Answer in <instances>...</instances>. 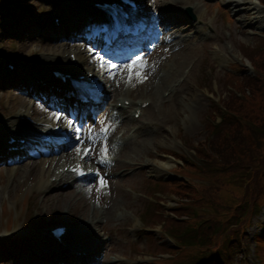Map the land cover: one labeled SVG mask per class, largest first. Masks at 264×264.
Returning <instances> with one entry per match:
<instances>
[{"label":"rangeland","instance_id":"rangeland-1","mask_svg":"<svg viewBox=\"0 0 264 264\" xmlns=\"http://www.w3.org/2000/svg\"><path fill=\"white\" fill-rule=\"evenodd\" d=\"M203 1H206V8L203 10V12L205 13L204 17L209 16L207 18V21L211 17V20L214 23L213 28H210V26L208 27V29L211 31L210 34L213 37L205 41V54L202 53L201 46L197 47V51H195V53H191L194 58H196L195 68L192 73L193 77L190 81V84L187 85L186 89H184L183 93L180 95L187 94L191 100L192 107L190 110H188V108H185V113H183L181 110L178 109L179 104H175L180 100H177L178 97H176L173 101L162 105L163 109L161 115H163V119L160 120L158 123L160 128H162V126L164 125H167L170 126L175 133L177 132V152L183 150L182 147L179 145V140H181L180 136H184L187 139V142L188 140L195 142L198 140L200 142L203 138L204 122L205 120H208L209 117L208 109L211 98V77H215L218 80L219 86L221 88V90H218L215 85L212 86V89L214 90L212 94L217 95L218 93H220L219 96L226 97L229 94L228 91L231 89V86L228 84L229 80L235 83V80L231 79L232 77L228 73L239 75L240 72H248L247 69L238 71L236 70V68H228L232 67L233 63L227 61L222 64L218 63L215 59V54L217 52L216 49L225 48L227 45H229V42L232 40L233 45H231L233 47V56L230 54L229 56L236 61L240 57H242L243 59H245V57L247 56L249 58L257 57L260 50V46H264V44L261 43L260 39L261 37H264V28L259 30L258 26H254L253 29H251L250 26L248 27L247 19L243 17L242 13L238 9L239 5L237 7H234V5H228L223 0H200V4H202ZM190 2L193 3V1ZM226 29H228V32L229 30L232 32L231 37L229 39L225 36ZM235 33L236 35L233 38V34ZM195 41V43L199 45L204 40ZM243 44L246 46V48L247 46H250L249 50L245 51L243 48ZM179 48L180 47L177 48V55L180 50ZM39 52L41 53L42 51L39 50ZM253 52H255V54H252ZM169 54L167 56H169ZM185 55H187L186 52L182 56ZM205 61L207 62L206 65H209L208 67L203 66V63ZM225 70H227L228 75L225 73ZM154 75L155 73L153 74V76ZM194 82L200 85L201 87L205 88L197 90L194 89ZM193 92H199L202 94H194ZM144 93L145 91H140L139 95L143 96L145 95ZM219 96H217L216 98H218ZM258 99L260 98L258 97ZM168 108L171 110H168ZM216 121L218 120L216 119ZM138 141L142 144V149L139 144L136 145L135 150L131 147L129 149V152L132 155L142 157L141 159L146 160L145 157H156V154L152 152L154 148L163 146L170 147V142L172 140L170 137H166L163 134H156V137L153 138L144 133L138 139ZM182 141L186 146H189V143H186L184 138H182ZM256 164H258V161H256ZM253 167L254 164L245 165L243 169H245L246 171L243 172V174L240 171L231 174L230 176L219 174L222 177L223 181V184L220 189L224 190L223 192L226 193L225 196L227 198L235 201V199H241L243 197V190L248 185L253 184V182H251ZM195 173L198 174V183L196 186L204 185L207 181V178L199 172L195 171ZM149 174L150 171L148 167H143L140 175L128 177L130 179H125L124 181L113 182L111 190L112 200L110 204V211L113 212L114 208H120L126 215H129L131 211L135 209H137L138 211V208L142 207L143 201L136 198H132L131 195L135 193H132L131 190L128 189L124 191L123 186L127 187L130 184L133 186L142 187L143 189H150V183L156 181L161 187H166V184L162 183V175L155 173L154 176H152L151 178L152 180H149L147 179V175ZM199 194L200 192H197L195 195L191 196V198L194 199L198 197ZM234 194H236V196H233ZM164 197H166V195H164ZM67 198L68 196H66V199ZM262 203H264V197L259 198L255 202L252 201V205H246L249 210L247 211L248 214L246 216L245 224L250 226L252 225L250 229L251 235L256 234L261 229V227L264 226V208L261 210ZM124 206H126V208H123ZM258 211H260L259 214L254 218L255 212ZM192 251H197L198 255L202 256V249H198L192 246ZM108 252L119 253L118 248L110 249ZM120 252L125 253L124 251ZM235 264H238V262H235Z\"/></svg>","mask_w":264,"mask_h":264},{"label":"trees","instance_id":"trees-1","mask_svg":"<svg viewBox=\"0 0 264 264\" xmlns=\"http://www.w3.org/2000/svg\"><path fill=\"white\" fill-rule=\"evenodd\" d=\"M260 54L261 59L256 68L257 75L243 76L242 78L244 85L250 89V93L243 90L241 97L230 93L224 103L226 110L228 109L229 112L222 114L219 107L215 110V113L223 117L222 121L224 118H228L234 123V127L229 137L225 136L228 134L227 131L220 128L221 132L219 136L213 141V145L210 146V148H212V153L209 156V160L221 163L223 167L231 163L235 164L237 167L254 164L251 178L253 184L245 188V193L241 199L244 205L247 204L245 196L248 190H251L253 194H259V190L264 191V51ZM258 97L260 99H258ZM208 125H211V123L209 122ZM218 132L219 129L216 131L215 135H217ZM234 140L243 142L246 151L239 155L231 151L230 154L236 156L228 157L224 149L233 146ZM256 161H258V164H256ZM216 190L217 188H214L213 194L203 193V201L196 202L193 200L191 205H189V209L186 213L188 218L181 219V221L177 223L178 228L181 229L180 235H182L183 239L190 231L196 228L198 229L201 226L199 220L206 214L205 212L209 208H217V206L221 204V197L216 193ZM217 209L219 210L221 207ZM234 216L235 204L229 213L230 224L235 222ZM218 258L219 252L214 251L207 257V261L213 263L217 261Z\"/></svg>","mask_w":264,"mask_h":264},{"label":"bare ground","instance_id":"bare-ground-1","mask_svg":"<svg viewBox=\"0 0 264 264\" xmlns=\"http://www.w3.org/2000/svg\"><path fill=\"white\" fill-rule=\"evenodd\" d=\"M138 1H141V0H138ZM188 1H195L196 2L195 5L193 6V11L196 13L197 17L199 18V16L201 15V9L199 8V2H200L199 0H153L152 1V3L156 4V6L159 7V9H160V13H161L162 19L164 21L165 29H166L167 33L173 35L174 33L177 32V34H178L179 32L183 31L184 26H186V28L191 26V29H193L192 32H194V27H197V26L192 25V24L189 25L190 23H186V24L180 26V24L178 23L179 21L184 20V16H182V12H181L182 8H184V6L183 7H178V6L183 5V4H187ZM226 2L228 4L234 5V7H237L238 5H240V4H238V0H226ZM172 4H177V10L172 9V7H170V8L167 7L168 5L172 6ZM251 4H252V2H251ZM160 5H163L164 7H161ZM254 5H252V8H254L256 10V14H255L254 19L258 21L264 17V8H262L261 6L256 5V4H254ZM83 6L85 7V5H83ZM260 8L262 11L259 10ZM262 13H263V15H262ZM96 19H97V17L92 16L90 21H93ZM196 31L199 32L198 29ZM166 43H167V46L169 48L171 47L172 49H176V48L180 47L179 48L180 50L178 52V55H177V51L171 52V54H170L171 59L167 63L164 64L161 74L156 73L153 76V74L156 70V67L159 65V63L162 59L167 57L169 52L157 54V55H154L153 57L151 54L149 57H152V58H149L142 63L143 67L138 66L137 68L135 67L133 69V74H134L135 72L138 73V70H137L138 68H142V69H140V71L144 72V74L142 75V79L143 80L148 79V81L150 83L149 92H148L149 93L148 100L149 101H151V99H153V100L150 102L149 106L144 108V111L147 108H149V109H147V111L149 113L153 114V116L156 115L154 104L156 101L163 103L164 91H166V90H169V92L171 93L170 96H174L175 98L178 97L177 100L180 99L177 103H175L176 105L179 104V107H178L179 110H181L183 113H185V108H188V110L191 109V107H192L191 100L188 97V95L187 94L180 95V94L184 90L183 87L187 86V84L189 83V81L192 77V73L194 71L195 58L191 53H195V51H197V47H199V46L204 47V45H205V42H202L198 45L197 43H195L194 39L189 38V37H185L182 34L181 35L179 34L178 36H176V35L173 36L172 38H170V43L169 42H166ZM66 52H68V51H67V49H65V47H63V46L59 47L58 57L61 59H66L67 57L63 56V54ZM185 52L187 55L182 56ZM215 57L219 63L224 62V60H225L223 58V56H221L219 54H216ZM121 74H122V72L119 70V75H121ZM136 87H138V85H136ZM130 90H131V88L128 89V92ZM121 99H127V98H121ZM136 106H137V104H136ZM136 106L134 107V112H135ZM125 117H126V120L124 121L123 125H129L130 122L134 121L132 116L129 117L127 115ZM126 144H124V148L122 151L125 150ZM130 146H132V148L136 147L133 144H130ZM146 162H147V160H146ZM62 164L65 165V163H62ZM62 164L56 165L55 166L56 170L53 171V173L60 172L61 170H59V167H61ZM150 170H152V169L150 168ZM58 175H62V174L60 173ZM35 185H37V183H35ZM16 188H17V184L15 182V184L13 185L11 190L16 189ZM92 219H94V218L92 217ZM87 247H88L87 252L91 255V253H93L95 251V249L97 248V245L94 243V241H90L87 243ZM92 257L96 258L95 256H92Z\"/></svg>","mask_w":264,"mask_h":264},{"label":"snow or ice","instance_id":"snow-or-ice-1","mask_svg":"<svg viewBox=\"0 0 264 264\" xmlns=\"http://www.w3.org/2000/svg\"><path fill=\"white\" fill-rule=\"evenodd\" d=\"M97 59H101L98 55H97ZM103 66V64H102ZM136 66H140V67H143V64L141 63V58H137V60L133 61L131 65H128L127 67L129 68V72H130V75H129V82L131 81V78H132V69H134ZM109 68L110 69H115L117 68L116 65H109ZM109 74H113L111 71H109ZM135 75L139 78H141V82H142V73H135ZM53 116L55 117V119L59 120L61 117H60V114L59 113H53ZM69 126L71 127L72 126V122L69 121ZM104 131L106 132L107 129H104ZM77 132H79V129H77ZM79 139V136L77 137ZM107 149H105V153H106ZM91 153V148H86L84 149V154L85 155H88ZM78 171V169H77Z\"/></svg>","mask_w":264,"mask_h":264}]
</instances>
